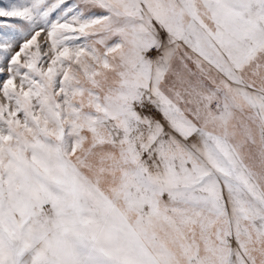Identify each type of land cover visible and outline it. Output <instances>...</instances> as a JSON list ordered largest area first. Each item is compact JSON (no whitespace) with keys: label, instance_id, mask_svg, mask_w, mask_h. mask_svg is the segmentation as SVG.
<instances>
[{"label":"snow or ice","instance_id":"snow-or-ice-1","mask_svg":"<svg viewBox=\"0 0 264 264\" xmlns=\"http://www.w3.org/2000/svg\"><path fill=\"white\" fill-rule=\"evenodd\" d=\"M0 264H264V0H0Z\"/></svg>","mask_w":264,"mask_h":264}]
</instances>
